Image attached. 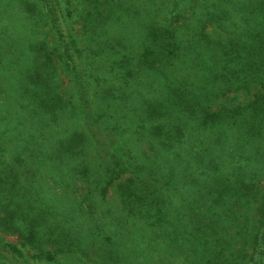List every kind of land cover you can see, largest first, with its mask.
Listing matches in <instances>:
<instances>
[{"label":"trees","instance_id":"1","mask_svg":"<svg viewBox=\"0 0 264 264\" xmlns=\"http://www.w3.org/2000/svg\"><path fill=\"white\" fill-rule=\"evenodd\" d=\"M0 264H264V0H0Z\"/></svg>","mask_w":264,"mask_h":264},{"label":"rangeland","instance_id":"2","mask_svg":"<svg viewBox=\"0 0 264 264\" xmlns=\"http://www.w3.org/2000/svg\"><path fill=\"white\" fill-rule=\"evenodd\" d=\"M6 238H7V240H9L11 242H16L17 241V239L15 237L7 236Z\"/></svg>","mask_w":264,"mask_h":264}]
</instances>
